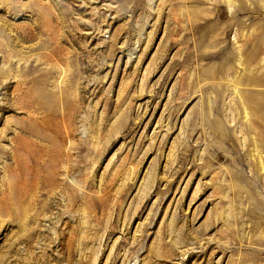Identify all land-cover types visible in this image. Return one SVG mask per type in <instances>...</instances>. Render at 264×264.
Instances as JSON below:
<instances>
[{
	"label": "rangeland",
	"instance_id": "rangeland-1",
	"mask_svg": "<svg viewBox=\"0 0 264 264\" xmlns=\"http://www.w3.org/2000/svg\"><path fill=\"white\" fill-rule=\"evenodd\" d=\"M4 202L0 264H264V0H0Z\"/></svg>",
	"mask_w": 264,
	"mask_h": 264
},
{
	"label": "bare ground",
	"instance_id": "bare-ground-1",
	"mask_svg": "<svg viewBox=\"0 0 264 264\" xmlns=\"http://www.w3.org/2000/svg\"><path fill=\"white\" fill-rule=\"evenodd\" d=\"M30 71H35V69H30ZM32 83L37 85L38 84V81L36 79L32 80ZM11 87H13V92L19 90L21 88L20 84H18V87L17 86H13L12 82L9 83V84H6V86L4 88H9V90L11 89ZM34 99H36L35 96H33ZM16 99V98H15ZM14 104V102H13ZM38 108H41V105H35V103L29 105L28 107V111H31V112H36V110H38ZM66 118V117H65ZM10 209V207H9ZM3 210H8V206L7 204L4 202L1 206H0V212H3ZM22 212H26V210H22L21 209V206L20 207H17L14 212H12L13 214L12 215H15V216H19L21 215ZM0 216H2L0 214ZM32 221H35L34 218H30V222ZM7 227H9V225H7ZM24 237L22 238V242H27V243H30L33 241V236H34V233H30V229L29 230H25L24 232ZM61 245V244H60Z\"/></svg>",
	"mask_w": 264,
	"mask_h": 264
}]
</instances>
